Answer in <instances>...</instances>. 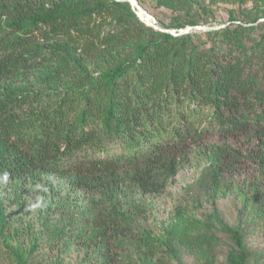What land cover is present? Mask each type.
<instances>
[{
  "label": "trees",
  "instance_id": "trees-1",
  "mask_svg": "<svg viewBox=\"0 0 264 264\" xmlns=\"http://www.w3.org/2000/svg\"><path fill=\"white\" fill-rule=\"evenodd\" d=\"M156 3L174 14L161 26L192 30L155 29L125 0H0V234L6 200L53 174L94 192L54 228L59 250L74 242L89 263L183 264V245L201 264H257L243 229L217 213L176 242L175 228L163 240L125 207L128 180L163 192L190 145L214 136L239 147L213 146L212 183L245 175L241 215L264 221V0ZM220 3L234 6L228 23L196 32ZM39 247L6 242L10 264H63L33 261Z\"/></svg>",
  "mask_w": 264,
  "mask_h": 264
},
{
  "label": "rangeland",
  "instance_id": "rangeland-1",
  "mask_svg": "<svg viewBox=\"0 0 264 264\" xmlns=\"http://www.w3.org/2000/svg\"><path fill=\"white\" fill-rule=\"evenodd\" d=\"M198 1L204 5L210 3V0ZM133 6L144 21L154 22L156 26L169 32L176 30L161 26L160 22L169 24L174 14L168 8L158 6L156 0H141V2L134 0ZM251 6L252 2L244 5L245 9ZM232 7L234 8L224 3L213 5L214 23L194 26L198 29L196 32L226 25ZM235 9L239 15L240 9L238 7ZM260 20L263 21L264 18ZM225 144L233 148L239 147V144L232 142L231 139L220 140L214 136L200 144H191L187 154L180 157L177 175L159 194H146L128 180L126 185L128 197L125 207L133 212L139 225L163 240L169 230L175 228V234L178 236L175 238L176 242H183L185 239L181 240L182 237L186 238V234L196 231L191 226L193 220H207L210 214L217 213L219 218L228 225L243 229L248 247L251 251L259 253L257 264H264V221L254 217L251 212L241 215L243 199L236 187L238 182L245 180L246 176L234 177L229 174L231 171H223V174L228 172V175L224 176L225 181L232 183H223L218 189L212 183L213 171L211 170H219V167L215 165L213 146ZM226 166L227 160H224L223 168H227ZM45 190L47 193H44ZM93 193L90 190L75 189L66 178L45 174L29 191H24L22 196L6 200L4 206L7 223L2 229L3 235L0 234V263H11L6 252V242L12 246L18 245L22 249L30 250L34 241H37L40 247L32 253L35 256L33 261L48 262L60 256L63 264H100L104 259L89 263L87 248L78 243L73 242L64 250H59L58 244L62 242V239H58L56 244V238L53 236L54 228L61 227L64 223L67 208L74 211L76 207H83ZM63 201L66 203H62ZM63 208H65L64 213H60ZM219 236L222 238L221 248L225 254L231 242L225 235ZM181 248L184 250L183 264H201L196 255L190 252L191 249L183 245ZM97 252L98 250L95 254Z\"/></svg>",
  "mask_w": 264,
  "mask_h": 264
},
{
  "label": "water",
  "instance_id": "water-1",
  "mask_svg": "<svg viewBox=\"0 0 264 264\" xmlns=\"http://www.w3.org/2000/svg\"><path fill=\"white\" fill-rule=\"evenodd\" d=\"M125 1H129V3L132 5L134 11L136 12V14L138 15V12L135 10L134 6H133V1L134 0H125ZM138 17L143 21L142 17L140 15H138ZM145 22V21H144ZM146 23V22H145ZM147 25H150L152 27H154L155 29H158V30H161V31H167V30H162L160 27L156 26V25H153V24H149V23H146ZM169 32V31H167Z\"/></svg>",
  "mask_w": 264,
  "mask_h": 264
},
{
  "label": "built area",
  "instance_id": "built-area-1",
  "mask_svg": "<svg viewBox=\"0 0 264 264\" xmlns=\"http://www.w3.org/2000/svg\"><path fill=\"white\" fill-rule=\"evenodd\" d=\"M192 30V27H187L185 29H179V30H174V31H170L172 34L174 35H178V34H183V33H188Z\"/></svg>",
  "mask_w": 264,
  "mask_h": 264
},
{
  "label": "clouds",
  "instance_id": "clouds-1",
  "mask_svg": "<svg viewBox=\"0 0 264 264\" xmlns=\"http://www.w3.org/2000/svg\"><path fill=\"white\" fill-rule=\"evenodd\" d=\"M188 27H191V26H188ZM187 28V27H186ZM183 29H185V28H183ZM171 33V32H170Z\"/></svg>",
  "mask_w": 264,
  "mask_h": 264
}]
</instances>
